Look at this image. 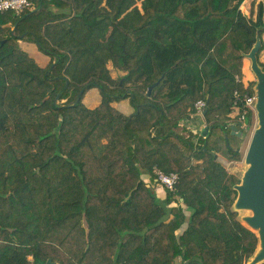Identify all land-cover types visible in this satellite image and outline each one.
Listing matches in <instances>:
<instances>
[{"label":"trees","instance_id":"obj_1","mask_svg":"<svg viewBox=\"0 0 264 264\" xmlns=\"http://www.w3.org/2000/svg\"><path fill=\"white\" fill-rule=\"evenodd\" d=\"M31 1L0 13V264H247L259 238L215 156L243 159L229 122L257 31L264 69V1ZM157 170L179 176L162 198Z\"/></svg>","mask_w":264,"mask_h":264},{"label":"water","instance_id":"obj_2","mask_svg":"<svg viewBox=\"0 0 264 264\" xmlns=\"http://www.w3.org/2000/svg\"><path fill=\"white\" fill-rule=\"evenodd\" d=\"M262 46V38L260 32L257 31L255 43L249 52L244 53V56L250 60L251 70L256 76L254 90L257 98L258 125L252 133L244 156L247 168L240 182L234 186L238 194L233 208L236 211L249 210L252 212L243 216L244 224L256 232L259 238L258 247L248 264L264 262V69L258 58V52ZM156 84L157 82L149 87L148 95L151 94ZM208 131L209 127L205 125L201 134L206 136ZM231 133L242 135V131H237L235 126L232 127Z\"/></svg>","mask_w":264,"mask_h":264},{"label":"built area","instance_id":"obj_3","mask_svg":"<svg viewBox=\"0 0 264 264\" xmlns=\"http://www.w3.org/2000/svg\"><path fill=\"white\" fill-rule=\"evenodd\" d=\"M34 4L31 0H0V13L7 10H13L16 13H21L26 9L33 8ZM240 80V79H239ZM242 81V78L241 80ZM245 85V84H244ZM249 83L245 85L248 87ZM256 92H242L238 89L234 91L230 126L238 125L242 130L254 129L258 125V112L256 108ZM206 102L204 100H198L196 102V108L200 115L204 113V107ZM157 181L159 186L164 190H175L176 183L178 181V174L175 172L166 173L161 170H157Z\"/></svg>","mask_w":264,"mask_h":264},{"label":"crops","instance_id":"obj_4","mask_svg":"<svg viewBox=\"0 0 264 264\" xmlns=\"http://www.w3.org/2000/svg\"><path fill=\"white\" fill-rule=\"evenodd\" d=\"M261 2L264 0H244L243 3L241 4V10L246 14V15H250V7L252 5L253 2ZM263 41H264V34H263ZM22 47L24 49H26V51L31 50L28 47L29 42L26 40H21L20 41ZM38 48V47H37ZM29 53V52H28ZM264 53V49L262 50V52L260 53V60L264 63V59H263V55ZM32 57H34L36 59V61L41 65V66H46L49 62V56H43L42 54H39V52L34 48V51L32 52V50L29 53ZM252 70H251V66H250V60L244 56V63H243V76H242V82L246 85L248 83H250L252 81ZM101 100V95L100 94H96V92H90L89 94H86L85 98H84V102L85 104L90 107V108H95L96 106L99 105ZM124 101V102H123ZM121 102H123L122 104H120ZM130 101L129 99H125L122 101H115L113 102V105L118 108L120 111H122L125 114H129L133 111V108L130 106ZM199 120H200V128L203 129L205 125L202 124L201 120L202 118L199 116ZM160 187V186H158ZM157 187V188H158Z\"/></svg>","mask_w":264,"mask_h":264},{"label":"rangeland","instance_id":"obj_5","mask_svg":"<svg viewBox=\"0 0 264 264\" xmlns=\"http://www.w3.org/2000/svg\"><path fill=\"white\" fill-rule=\"evenodd\" d=\"M27 41L29 42L28 47H29V49L32 50V52L34 51V48H35V49L39 52V54H42L43 56H46V57H47L46 54H44L43 52H41V51L37 48V45H36L35 42H33V41H29V40H27ZM31 50H28V52L30 53ZM262 54H264V53H262ZM259 56H260V55H259ZM263 59H264V55H263ZM112 74H113V76H119V75H120V72L117 71V70H113V71H112ZM251 76H252V81H251V82L256 83V76H255V74L252 73ZM251 82H250V83H251ZM250 83H249V84H250ZM254 85H255V84H254ZM253 89H254V86H253ZM90 92H96V94H100L98 88H95V87L92 88V89H90V90L88 91L87 94H89ZM100 95H101V94H100ZM123 100H125V99H123ZM127 100H128V99H127ZM120 101H122V100H120ZM120 101H119V102H120ZM123 102H124V101H123ZM123 102H121L120 104H122ZM130 106L133 108V106H132L131 104H130ZM245 132H246V133H245V136H244V143H243V145H242L243 159H242L241 161H228V160H226V159H225L224 157H222V156H219V157L217 158L221 163L225 164V165L227 166V168H228L230 171L237 173V174L240 176V178L242 177L244 171H245L246 168H247V164L245 163L244 156H245L246 150H247V148H248V145H249V142H250V139H251V136H252L253 130H252V129H249V130H245ZM150 184H151V183H150ZM152 186H153V188H154V191L158 193V196H160L161 198H162L163 196H165V190H164L161 186L158 187V188L156 187V184H152ZM174 202H175V204L178 203L177 201H174ZM238 212H239V218H240V220H241L243 223H245L244 220H243V216L252 213V212L249 211V210H240V211H238ZM250 260H251V259H250ZM247 264H248V263H247Z\"/></svg>","mask_w":264,"mask_h":264}]
</instances>
